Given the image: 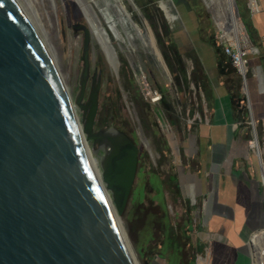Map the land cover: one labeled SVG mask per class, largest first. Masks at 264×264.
I'll list each match as a JSON object with an SVG mask.
<instances>
[{"label":"water","instance_id":"water-1","mask_svg":"<svg viewBox=\"0 0 264 264\" xmlns=\"http://www.w3.org/2000/svg\"><path fill=\"white\" fill-rule=\"evenodd\" d=\"M138 160L75 2L0 0V264H175Z\"/></svg>","mask_w":264,"mask_h":264},{"label":"rangeland","instance_id":"rangeland-1","mask_svg":"<svg viewBox=\"0 0 264 264\" xmlns=\"http://www.w3.org/2000/svg\"><path fill=\"white\" fill-rule=\"evenodd\" d=\"M73 1L86 18L81 4ZM79 1H88L83 4L98 20L99 26H93V33L98 29L110 40V56L97 41L110 79L120 126L123 134L138 147V164L160 202L173 242L175 264H179L178 259L190 261L197 253L189 237H194L193 231L196 234L203 222L205 199L195 197L193 200L187 194L180 172L182 174L181 169L190 163L186 152L188 137H196L195 129L208 124L211 119L207 79L202 67L198 66V56L193 46L195 51L202 54L201 59L205 61L206 67H212V61L216 65V51L209 43L220 47H237L233 41L223 38L224 33L218 28L205 0H170L180 15L181 24H171L167 20L158 0H125L124 5L147 41V25L150 28L165 70L157 60L154 49L142 43L130 22L118 12L117 5L113 3L109 6V0ZM234 1L240 23L250 42L248 46L241 47L249 68L248 82L250 77L255 76L254 61L258 59L249 31L250 21L263 11L264 0H257V12L252 11L250 0ZM190 22L198 30L201 39L207 42L202 48L196 37H189L188 31L194 35L189 28ZM230 65L234 69L230 81L238 85L240 107L249 129L248 143L253 138L254 124L260 145L264 147V119L253 117L250 98L243 94L244 82L237 68ZM149 92H157L160 100L152 102Z\"/></svg>","mask_w":264,"mask_h":264},{"label":"crops","instance_id":"crops-1","mask_svg":"<svg viewBox=\"0 0 264 264\" xmlns=\"http://www.w3.org/2000/svg\"><path fill=\"white\" fill-rule=\"evenodd\" d=\"M250 27L258 59L254 61L255 76L248 79L247 87L253 117L261 120L264 119V8L250 21ZM189 28L194 34L188 31L189 37H196L202 48L207 42L191 22ZM193 50L207 79L211 119L196 128V137L189 136L186 144L191 167L181 169L180 176L193 200L205 199L204 218L197 233L193 231L194 237H189L196 256L190 261L177 258L178 263L252 264L249 237L264 229V188L259 165L248 147L246 117L234 104V98L241 101L238 85L230 81L234 69L222 53L215 54L216 65L212 61V67H206L200 51H195L194 46Z\"/></svg>","mask_w":264,"mask_h":264},{"label":"bare ground","instance_id":"bare-ground-1","mask_svg":"<svg viewBox=\"0 0 264 264\" xmlns=\"http://www.w3.org/2000/svg\"><path fill=\"white\" fill-rule=\"evenodd\" d=\"M78 1L81 6L84 8L86 19L91 27V29L96 26H99L98 20L95 17V14L91 13L88 8L83 4L86 2ZM125 0H109L108 5H112L113 3L117 5L118 12L124 17V19H127L128 22L132 25L135 33L141 38V41L143 44H146L147 47H151L155 51V55L157 57V60L160 62L161 66L166 69V66L163 62L162 56L156 47V43L154 40V37L152 35V32L150 28L147 25L148 28V34L147 37L149 41H147L146 36L142 32V29L140 26L135 24L133 21L130 12L127 10L126 6L124 5ZM208 8L213 12L214 19H216V23L220 31L224 33V38L233 41L234 45L237 48L246 47L250 44L247 35H245V30L240 23L239 17H238V11L236 9V4L234 0H205ZM159 7L163 10L167 20L171 24H181V21L179 20V16L177 12L174 10L173 3L170 0H159L158 1ZM88 6V5H87ZM250 6L253 12H257L259 10V6L257 3V0H250ZM101 28V27H100ZM95 37L99 41L102 49L106 51V53L110 56L112 55V46L110 43V40L102 33V31L99 33L98 29L95 30ZM112 57V56H111ZM111 61V60H110ZM113 61V60H112ZM111 61V62H112ZM240 65L242 67L245 66V61L243 54L241 53V60ZM256 239H264V229L259 230L254 233V239H250V247H251V253H252V264H262V255L260 253V243Z\"/></svg>","mask_w":264,"mask_h":264},{"label":"built area","instance_id":"built-area-1","mask_svg":"<svg viewBox=\"0 0 264 264\" xmlns=\"http://www.w3.org/2000/svg\"><path fill=\"white\" fill-rule=\"evenodd\" d=\"M221 48L224 54L230 59L232 66L237 68L238 75L240 76L241 80L244 82L243 94L245 95V97L249 98V92H248V87H247V76L249 74V68L246 65L247 63L246 61H245L244 67L240 65L241 53L243 54V57H244L243 51L240 48L235 49L234 47H231L229 45L228 46L222 45ZM148 96L152 102H158L160 100V95H158L157 92L155 93L149 92ZM250 114H251V110H250ZM252 125H253V138L251 142L248 143V145H249L251 152L256 156L258 160L259 170L261 173V183H262V186L264 187V147L260 145V142H259L260 138H258L256 128L254 124ZM249 239H254V232L251 233ZM256 240H258V242L260 243V253L262 255V264H264V239H256Z\"/></svg>","mask_w":264,"mask_h":264},{"label":"trees","instance_id":"trees-1","mask_svg":"<svg viewBox=\"0 0 264 264\" xmlns=\"http://www.w3.org/2000/svg\"><path fill=\"white\" fill-rule=\"evenodd\" d=\"M214 48H215V51H216V53H217L218 55H220V54L222 53L224 56H226V55L224 54L222 48H221L220 46H217L215 43H214ZM230 63H231V62H230ZM198 66L201 67L200 63L198 64ZM199 78L202 79L203 76L200 75ZM234 104H236L235 106L238 108L239 113H242V109H241V107H240V100L237 99V98H234Z\"/></svg>","mask_w":264,"mask_h":264},{"label":"flooded vegetation","instance_id":"flooded-vegetation-1","mask_svg":"<svg viewBox=\"0 0 264 264\" xmlns=\"http://www.w3.org/2000/svg\"><path fill=\"white\" fill-rule=\"evenodd\" d=\"M159 1V0H158Z\"/></svg>","mask_w":264,"mask_h":264}]
</instances>
